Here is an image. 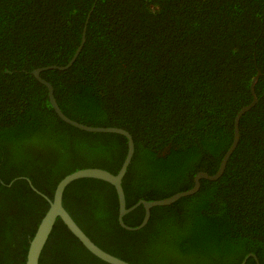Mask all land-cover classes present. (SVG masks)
Returning <instances> with one entry per match:
<instances>
[{"label":"trees","instance_id":"1","mask_svg":"<svg viewBox=\"0 0 264 264\" xmlns=\"http://www.w3.org/2000/svg\"><path fill=\"white\" fill-rule=\"evenodd\" d=\"M48 70L63 113L128 131L135 154L123 180L127 208L223 176L155 207L138 230L119 223L111 184L80 179L64 206L103 250L131 264H264V0H0V264H26L59 182L86 168L121 169L128 139L62 121L35 70ZM12 186H8L12 183ZM144 206L124 222L139 227ZM107 264L58 219L40 264Z\"/></svg>","mask_w":264,"mask_h":264},{"label":"water","instance_id":"2","mask_svg":"<svg viewBox=\"0 0 264 264\" xmlns=\"http://www.w3.org/2000/svg\"><path fill=\"white\" fill-rule=\"evenodd\" d=\"M91 16V12L88 16V19L86 21L84 30H83V35H82V42L79 48L77 49L75 55L73 56L72 60L66 65V66H50V67H45V68H40L38 70H35L33 72L34 77L44 86L47 87L48 89V96H49V101L54 109L55 113L58 115V117L67 123L68 125L77 128L81 131L88 132V133H113V134H119L128 139V152L127 156L125 158V161L119 170L117 174H113L105 169L101 168H86L82 169L79 171H76L74 173H71L64 177L59 184L56 187V190L53 195V199H50L48 196L45 194L41 193L29 180L28 178L21 177L20 179L27 180L30 187L34 192L37 194L41 195L44 199H46L49 203V209L43 219L41 220V223L39 224L36 233L34 237L32 238L30 242V246L28 249V254L26 258V264H40V258L42 255V252L50 238V235L54 229V226L57 222L58 219H60L68 228V230L81 242V244L94 256L102 260L103 262L107 264H131L127 261H124L120 259L119 257H116L107 251L103 250L100 248L83 230L82 228L76 223V221L73 219L72 215L69 213V211L65 208L64 206V194L66 189L70 184L73 182L80 180V179H95V180H101L104 182H107L111 184L112 186L115 187L118 198H119V223L120 225L125 228L126 230H138L142 227H145L147 223L150 220L151 216V210L155 207H161V206H170L177 201H179L182 198L189 197L195 195L201 188V180H209V181H216L220 179L227 167L228 161L232 154L234 153L235 149L238 146L239 140H240V120L241 118L248 112L250 111L256 104L258 103V97L255 92V87L258 83L259 77L262 75L260 72H258L257 76L252 82V94H253V101L250 105L245 106L242 108V110L239 111L235 118V130H234V141L232 143V146L230 149L227 151L225 156L223 157V160L221 162L220 168L218 172L214 175H210L204 172L198 173L195 176V184L194 187L190 190L184 191L177 193L169 198L166 199H161V200H154V201H145L142 200L135 206L131 208H127V203H126V196L125 192L123 189V180L126 176V173L128 171V168L132 162V159L135 154V142L132 137V135L121 128H115V127H92V126H87L84 124H81L77 121H74L70 119L68 116H66L63 111L61 110L56 97H55V91L53 85L44 80L41 77V74L45 71L48 70H59V71H66L69 68L72 67L74 62L78 59L82 49L84 48V45L87 41V30H88V24H89V19ZM13 182L9 184V186H12ZM144 206L145 208V217L143 223L136 228H132L130 226H127L124 222V218L128 213H131L135 209H137L139 206ZM246 260L243 261L242 264H245Z\"/></svg>","mask_w":264,"mask_h":264},{"label":"flooded vegetation","instance_id":"3","mask_svg":"<svg viewBox=\"0 0 264 264\" xmlns=\"http://www.w3.org/2000/svg\"><path fill=\"white\" fill-rule=\"evenodd\" d=\"M21 178V177H20ZM20 178H17V179H20ZM33 183V182H32ZM11 184V183H10ZM34 185V184H33ZM9 186V185H8ZM10 187V186H9ZM56 190V189H55ZM55 192V191H54ZM42 193V192H41ZM39 195V194H38ZM65 195V194H64ZM41 196V195H40ZM42 197V196H41ZM120 210V209H119ZM129 214V213H128ZM51 236V235H50ZM48 243V242H47ZM47 245V244H46ZM46 247V246H45ZM44 250H45V248H44ZM43 250V251H44ZM43 253V252H42ZM42 256V255H41ZM41 259V258H40ZM43 264H45V263H43ZM47 264H49V263H47Z\"/></svg>","mask_w":264,"mask_h":264}]
</instances>
